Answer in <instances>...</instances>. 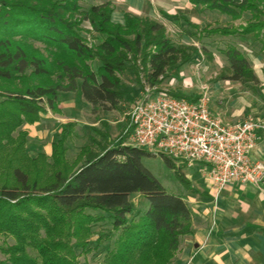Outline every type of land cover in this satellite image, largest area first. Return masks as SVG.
I'll use <instances>...</instances> for the list:
<instances>
[{"label": "trees", "instance_id": "16d2710c", "mask_svg": "<svg viewBox=\"0 0 264 264\" xmlns=\"http://www.w3.org/2000/svg\"><path fill=\"white\" fill-rule=\"evenodd\" d=\"M80 1L0 0V253L5 256L0 264H88L79 253L91 251L93 226L101 222L111 228L98 233L95 248L116 234L103 264H170L181 239L193 232L192 212L183 197L168 194L144 167L146 149L124 143L107 146L108 133L96 130L105 144L91 138L92 146L81 148L75 160L79 166L72 170L65 143L75 122L62 126L51 163L44 155L33 159L25 154L27 132L19 133L17 142L11 137L23 124L39 122L46 106L57 112L64 91L80 88L94 111L117 110L126 95L121 75H139L143 66L150 85H159L199 54L197 46L174 41L156 20L125 13L118 23L112 19V2L82 9ZM189 1L234 20L252 14L246 25H208L201 34L254 33L264 40V0ZM83 21L93 28V44L87 41ZM34 42L43 44L47 55ZM224 54L228 66L222 78L258 83L237 48L231 46ZM165 161L175 168L169 157ZM176 174L190 188L185 174L178 169ZM133 194L148 200L145 211L135 208Z\"/></svg>", "mask_w": 264, "mask_h": 264}, {"label": "crops", "instance_id": "0c3cea01", "mask_svg": "<svg viewBox=\"0 0 264 264\" xmlns=\"http://www.w3.org/2000/svg\"><path fill=\"white\" fill-rule=\"evenodd\" d=\"M108 1L114 3L115 10L112 19L118 23L124 21V10L139 18L149 17L152 19L159 6V13L163 11V15L166 17L164 21L167 22L175 18L178 13L185 14L194 10V6L189 0ZM219 14L221 13L219 12ZM221 15L228 17L226 22H231L233 25L240 20H234L224 14ZM181 17H184L188 22V24H183L186 26L185 30H181L184 38L187 39L191 35L189 27H198L199 33L196 37L199 41H203V39L213 41L210 36L200 33L202 29L199 26L202 24L200 21L194 18L189 20L185 15L179 16L177 19ZM158 22L168 28L166 22ZM191 36L195 37V34ZM222 38H228L229 43H227L226 48L216 47V54L214 53V55H216L217 71L216 84L213 87L209 89L205 85H200L204 77L202 71L204 69L201 67L200 61L202 59L197 55L181 66V70L178 72L179 81L171 76V85L180 84L182 89L178 93L192 100H197L206 94L210 109L214 114H217L223 124L231 126V124L243 121L249 116L264 118V40L254 33L222 36ZM192 44L198 47L200 54L203 53L196 42ZM231 46L237 48L247 58L258 83L244 85L221 77L223 69L228 66L224 52ZM204 47L207 59L211 58L209 49L211 47V50H214L213 47L206 44ZM207 59L204 58L203 60L208 63ZM80 92L81 89L78 88L76 97L79 99ZM81 99L83 100L82 96ZM74 104L76 103L69 104L73 107H71V112L66 113V116H69L68 114H71L72 111H76ZM63 105L60 102V113L58 114H65V106L63 108ZM258 139L256 146L250 153V159L252 162L264 163V135L258 134ZM185 166L184 174L191 185L190 188L186 187L187 192L183 198L192 212L193 232L181 239L177 256L170 264H264V178L258 184H240L237 182L229 184L221 190L215 200L213 187L207 177V166L202 163H196L192 166L185 164Z\"/></svg>", "mask_w": 264, "mask_h": 264}, {"label": "rangeland", "instance_id": "374dc122", "mask_svg": "<svg viewBox=\"0 0 264 264\" xmlns=\"http://www.w3.org/2000/svg\"><path fill=\"white\" fill-rule=\"evenodd\" d=\"M108 2V0H82L79 2V5L82 9H88L90 6L96 4V3H105ZM111 2V1H110ZM114 4V3H112ZM121 6V5H119ZM159 6L157 7V13L153 14L154 17H152L153 20L156 21H163L167 23V26L169 29L168 35L171 37L174 41L177 43H189L192 44L196 42L200 49H204L205 44L212 46L214 50H211L210 47V53L211 58L207 59V55L205 52L202 54H198L197 56H200L202 59L200 62L202 64V70L204 73V77L202 78V82L200 85H205L209 89L210 87H213L216 84V47L218 48H226L227 43H229V39L225 38L223 39L222 36H210L211 40L209 41L207 39H203V41H199L196 35L199 33V30L197 28L189 27V32L192 34H195V37L191 36L189 38H184L183 34L181 33V30H185V27L183 24H188L186 22L184 17H181L177 19L179 16L185 15L189 20L191 18H194L195 20L200 21L202 24V28L205 26H208L209 24L211 26L216 25H231L235 27H239L240 25H246L247 22L252 17V14L250 12H246V14L243 16V19H240L236 21V24H231V22L227 23L226 18L221 14H219L218 11L213 12L210 10H203L199 7H194V10H190L189 12L184 13H178L175 18L170 19V22L164 21L166 18L165 15H163V11L159 13ZM119 10L121 11L120 7ZM123 12L127 13L126 10ZM124 13V14H125ZM165 13V12H164ZM183 14V15H182ZM134 15V14H133ZM184 18V19H182ZM231 18L229 17V20ZM168 20V19H167ZM172 20V21H171ZM116 22V20L114 19ZM241 23V24H240ZM81 27L85 29V35L87 37V41L90 44H93L95 39H93L94 34H92L93 28L89 21H83L81 24ZM198 36V35H197ZM204 38V37H203ZM34 46L41 50V52L45 55H47V52L45 50V46L41 43L34 42ZM207 59L208 63L203 60ZM205 61V63H204ZM181 68V67H180ZM173 71V76L176 78L177 81H179V73L181 69ZM140 74L136 75L133 71H127L123 75H121L124 84H125V90L126 95L124 99L122 100L120 107L117 110L112 111H103L100 109L93 110L91 105L84 101V99H81V92H80V99L76 97V91L74 92H68L64 91L59 95V104H64L62 107L64 108L65 114H58L60 113V110L57 112H53L46 106V112L42 115L41 120L39 122L29 124L25 123L22 126L16 128L12 134V139L17 142V140L21 139L20 134L21 132H27L26 135V141L23 144V149L25 154L33 159L39 158L40 155H44L45 159H43L45 162H53L51 156H52V150H53V143L60 138L61 132H62V126L69 122H75L76 126L72 130V134L68 137L67 142L65 143L66 147V159H68V163L73 166L72 170H74L77 166L75 165V160H77L78 155L80 154V150L83 146L91 145L92 146V139L99 140L102 144H105V140L101 135H98L96 133L97 131L101 132H107L110 136L109 144H118V143H124L127 145H132V142L130 140V131H131V124H130V118H129V112L131 110V106L139 99L143 97V94L145 93V90L147 88L153 89L154 93L158 92H180L181 86L177 82L176 85H171V76L166 77L162 80V82L158 85L151 86L149 81L147 80V70L143 68V66L139 67ZM211 92V90H210ZM83 98V97H82ZM77 100V101H76ZM75 102L76 104V111H72L71 114H68L69 116H66L67 112H71V107L69 104H73ZM59 106V105H58ZM60 109V107H59ZM66 110V111H65ZM106 124V126H105ZM92 138V139H91ZM148 151V150H147ZM167 157L164 154L161 153H153L148 151L147 155L143 157L142 163L144 167L149 170L152 175L163 185L165 191L168 194L181 196L186 194L187 189L186 186L183 184V182L179 179V177L176 174V170H180L181 173H184L185 171V163L179 162L178 160H172V162L175 164V168H172L167 164L165 161V157ZM79 164V163H78ZM132 203L134 204L135 208L138 211H145L146 209V201L147 206H149L148 200L139 194H133L131 196ZM111 228L110 223L101 222L99 224H96L93 226L94 234L91 237V251L86 253H79V259L82 262H87L88 264H103L106 253L109 249L113 248L114 244V238L116 237V234L113 235V239L111 241L104 242L99 248H95L94 241L98 238V233L101 230H106ZM7 241L10 244L14 243V240L12 238L7 239ZM5 259V256L0 253V260Z\"/></svg>", "mask_w": 264, "mask_h": 264}, {"label": "built area", "instance_id": "2783aa9c", "mask_svg": "<svg viewBox=\"0 0 264 264\" xmlns=\"http://www.w3.org/2000/svg\"><path fill=\"white\" fill-rule=\"evenodd\" d=\"M129 118L132 146L188 166H207L215 200L229 184H258L264 178V163L250 159L258 134L264 135V118L226 125L210 109L206 94L192 100L150 88L131 106Z\"/></svg>", "mask_w": 264, "mask_h": 264}]
</instances>
